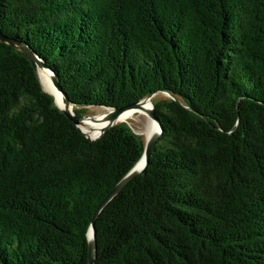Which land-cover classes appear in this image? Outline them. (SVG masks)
I'll return each mask as SVG.
<instances>
[{
    "label": "trees",
    "instance_id": "trees-1",
    "mask_svg": "<svg viewBox=\"0 0 264 264\" xmlns=\"http://www.w3.org/2000/svg\"><path fill=\"white\" fill-rule=\"evenodd\" d=\"M0 32L79 117L157 92L95 264H264V0H0ZM144 151L126 122L86 137L0 41V264H89Z\"/></svg>",
    "mask_w": 264,
    "mask_h": 264
},
{
    "label": "water",
    "instance_id": "water-1",
    "mask_svg": "<svg viewBox=\"0 0 264 264\" xmlns=\"http://www.w3.org/2000/svg\"><path fill=\"white\" fill-rule=\"evenodd\" d=\"M0 41L9 43L11 45L16 46L17 48H19L26 56L27 58L30 59V61L33 63L34 67L36 68V70L39 73L40 69L46 70L47 72H49L50 75V80L53 83V85L55 86V88L61 93L62 95V99L65 103V108H61L57 102H56V97L54 94L48 92L46 89V91L48 93H50L53 97H54V101L56 103V105L64 111V113L73 121V123L78 127V129L88 138L92 139V140H97L99 138H101L106 132L107 130H109L111 127H113L114 125H116L118 118L121 116V114L128 110V109H133V110H143L144 112H146L151 119H153L157 125H158V130L154 133H152L148 138L147 141L145 142V151L141 157V159L138 161V163L115 185V187L107 194V196L104 198V200L101 202V204L98 206L97 210L94 213L93 219H92V224L91 227L89 229V264H95V256L97 253V242H96V230H95V223L96 220L98 218V216L100 215L101 211L104 209V207L112 200L114 199L115 196H117L135 177H137L139 174L145 172L147 165L149 164V159L152 153L153 148L155 147L158 138L160 137L161 133H162V125L161 122L159 120V118L157 117L156 113H155V107H154V102H153V97L157 94V92L152 93L151 95H149L148 97L126 105L124 107L121 108H109V112L102 114L105 120V122H107V124L105 126H103L100 129V133L96 136V137H91L90 135H88L85 131L82 130L81 125L85 122L84 120L87 118L93 119L95 121H98V116H91V115H84L82 117H79L76 115V113H74L71 109L70 106L73 105L74 103L69 99L68 95L66 94V92L63 90V88L61 87L59 80L57 78L56 73L50 68L48 67L43 61L42 59L39 57V55L32 50L31 47H29V45H27L24 42H17L15 40L9 39L7 37H5L1 32H0ZM40 77V75H39ZM41 80V79H40ZM42 83V81H41ZM43 85V83H42ZM44 87V86H43ZM149 103V107H145V104Z\"/></svg>",
    "mask_w": 264,
    "mask_h": 264
},
{
    "label": "bare ground",
    "instance_id": "bare-ground-1",
    "mask_svg": "<svg viewBox=\"0 0 264 264\" xmlns=\"http://www.w3.org/2000/svg\"><path fill=\"white\" fill-rule=\"evenodd\" d=\"M39 75H40V79L43 83L44 88L48 92L55 95L56 102L61 108H65V103L62 99V95L55 88L53 83L51 82L49 72H47L46 70L40 69ZM149 105L150 104L147 103V104H145V107H149ZM70 109L75 113L73 105L70 106ZM136 112L146 115V112H144L143 110L137 111V110H133V109H128L121 114V116L118 118L117 122H120V121L121 122L122 121L128 122L130 119H132L136 115ZM102 117H103V115L99 116L98 121H95V120L90 119V118L85 119L84 120L85 122L81 125L82 130L85 131L91 137H96L100 133V129L107 124V122H105L104 118H102ZM157 130H158L157 123L153 119L149 118V124H148L147 130L145 132V135L147 137H149L152 133L156 132Z\"/></svg>",
    "mask_w": 264,
    "mask_h": 264
},
{
    "label": "rangeland",
    "instance_id": "rangeland-1",
    "mask_svg": "<svg viewBox=\"0 0 264 264\" xmlns=\"http://www.w3.org/2000/svg\"><path fill=\"white\" fill-rule=\"evenodd\" d=\"M109 109L107 107L104 106H91L88 107L87 109V113L85 115H91V116H102V114L108 113ZM149 118L151 119V117L146 113L145 114H141V113H137L136 115L130 119L128 122L126 121H122V122H126L129 125H131L133 127V129L142 136L144 142L147 141V136L145 135V132L147 130L148 124H149ZM121 122V121H120Z\"/></svg>",
    "mask_w": 264,
    "mask_h": 264
}]
</instances>
